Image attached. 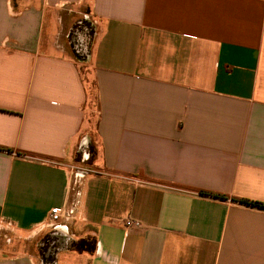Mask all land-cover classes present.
I'll use <instances>...</instances> for the list:
<instances>
[{
    "label": "crops",
    "instance_id": "1",
    "mask_svg": "<svg viewBox=\"0 0 264 264\" xmlns=\"http://www.w3.org/2000/svg\"><path fill=\"white\" fill-rule=\"evenodd\" d=\"M53 208L50 264H264V0H0V264Z\"/></svg>",
    "mask_w": 264,
    "mask_h": 264
},
{
    "label": "rangeland",
    "instance_id": "2",
    "mask_svg": "<svg viewBox=\"0 0 264 264\" xmlns=\"http://www.w3.org/2000/svg\"><path fill=\"white\" fill-rule=\"evenodd\" d=\"M80 26L86 27L89 31L88 35L90 36L91 30H90L89 26L87 24H82ZM77 27H79V26H77ZM77 27H74L70 31L71 40L73 39L74 29ZM74 33H76V32H74ZM86 41L88 43V40H86ZM73 49H74V47H73ZM75 54L78 55L79 58H83V56H85V54H83L82 52H76ZM76 55H75V57L77 58L78 56H76ZM92 129L93 128H91V135L93 134ZM79 161H80L79 155H75L70 161H68L67 166H68V169L71 173H75V172L84 170V168L81 166ZM59 232L60 231H58L54 228L46 227L43 231H41V233H39L37 236H35L32 241L27 242V244L25 245V250L39 258L41 255H43V252H45L46 249H48L51 242L54 241L56 238L60 237ZM11 238H12L11 232L4 227H0V252L3 253V255H6V254H9L10 252H12L13 246H18V244H16V243L15 244L9 243V239L13 242V240Z\"/></svg>",
    "mask_w": 264,
    "mask_h": 264
},
{
    "label": "flooded vegetation",
    "instance_id": "3",
    "mask_svg": "<svg viewBox=\"0 0 264 264\" xmlns=\"http://www.w3.org/2000/svg\"><path fill=\"white\" fill-rule=\"evenodd\" d=\"M74 32H73V39H72V43L74 44V49L76 50V52H77V49L80 50V52H82L79 46L80 45L79 42L83 40H89V35H88L89 31L86 27L79 26L74 29ZM61 241L62 239L58 237L54 241L51 242L50 246L45 251L46 253L43 252V255L40 256L42 261H44L47 264H50L53 261V255L58 250L61 244Z\"/></svg>",
    "mask_w": 264,
    "mask_h": 264
},
{
    "label": "built area",
    "instance_id": "4",
    "mask_svg": "<svg viewBox=\"0 0 264 264\" xmlns=\"http://www.w3.org/2000/svg\"><path fill=\"white\" fill-rule=\"evenodd\" d=\"M66 218H67V215L63 210L59 208H53L50 210L48 217H47V221L43 225L42 230H44L46 227H49V228L51 227L58 231H65L66 227H64L65 225L63 224V222ZM124 225L126 227H132V228L140 227V223L137 221L127 220L124 222Z\"/></svg>",
    "mask_w": 264,
    "mask_h": 264
},
{
    "label": "water",
    "instance_id": "5",
    "mask_svg": "<svg viewBox=\"0 0 264 264\" xmlns=\"http://www.w3.org/2000/svg\"><path fill=\"white\" fill-rule=\"evenodd\" d=\"M79 44H80L79 46H80V48L82 50V53L86 55L87 54V50H88L87 41L86 40L80 41ZM77 52H80V51L77 49Z\"/></svg>",
    "mask_w": 264,
    "mask_h": 264
}]
</instances>
